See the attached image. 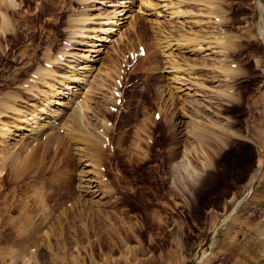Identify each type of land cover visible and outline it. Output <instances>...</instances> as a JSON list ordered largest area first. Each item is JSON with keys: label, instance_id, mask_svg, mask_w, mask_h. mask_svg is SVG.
Segmentation results:
<instances>
[{"label": "rangeland", "instance_id": "obj_1", "mask_svg": "<svg viewBox=\"0 0 264 264\" xmlns=\"http://www.w3.org/2000/svg\"><path fill=\"white\" fill-rule=\"evenodd\" d=\"M16 1L0 8L16 27L0 37V264H24L33 250L34 264H264L258 0H221L218 22L202 0ZM75 13L86 15L84 26L71 21ZM220 32L235 37L226 53ZM139 43L148 53L127 70L125 99L110 108L122 60ZM64 48L76 68L54 59ZM223 64L237 74L229 78ZM81 104L79 127L72 118ZM49 114L58 118L48 123ZM194 119L201 144L190 134ZM104 120L100 153L84 133L100 135ZM186 147L197 181L176 170Z\"/></svg>", "mask_w": 264, "mask_h": 264}, {"label": "bare ground", "instance_id": "obj_2", "mask_svg": "<svg viewBox=\"0 0 264 264\" xmlns=\"http://www.w3.org/2000/svg\"><path fill=\"white\" fill-rule=\"evenodd\" d=\"M82 1H87V0H82ZM203 1H205V3L204 4H206V6L209 8V10H208V14H210V15H212V13L214 14H216V18H217V22L218 21H221V20H224V16H222L223 14H222V8H221V4H222V1L221 0H202V2ZM110 2L112 3H114L113 5H118L117 3H116V1L115 0H110ZM258 5H259V7H260V10H261V15H262V18H260V22H259V34H261L263 37H264V4H263V2L261 1V0H258ZM87 3V2H86ZM0 4H1V6H0V8L3 6V5H8V4H11V5H16V4H19V2H17L16 0H0ZM18 6V5H17ZM10 8H13V7H10ZM19 8V7H18ZM215 8V9H214ZM178 9V8H177ZM124 10V9H123ZM0 11H2V26L0 27V37H1V33L3 34V33H5L6 35H7V31L8 30H10L9 28H10V25L12 24V25H14V27L13 28H16L15 27V23H13V22H11L9 19V14H7L6 12H4L3 11V9H1ZM17 11V8L15 7L14 8V12H16ZM123 12V11H122ZM181 12V11H180ZM188 12V11H187ZM177 13V12H176ZM76 15H74V16H71V21H76V22H74V23H77V22H79V24H81L82 23V26H84V23H85V18H83L84 16H86V15H84L83 13L82 14H80V13H75ZM207 14V15H208ZM214 14V15H215ZM8 15V16H7ZM73 15V14H72ZM114 15V14H113ZM87 16H88V14H87ZM116 16V15H115ZM106 17V16H105ZM114 17V16H113ZM112 16H107V22H110V23H113L114 21L113 20H111L112 18H113ZM117 17V16H116ZM120 17H118L116 20H118V21H120V19H119ZM12 20V19H11ZM81 22V23H80ZM121 22V21H120ZM116 23V22H115ZM78 24V23H77ZM78 24V25H79ZM116 26L118 25V24H115ZM79 26H81V25H79ZM173 26V25H172ZM73 27V26H72ZM111 28V30L113 29V26L112 27H110ZM109 28V29H110ZM105 30H107V28H104ZM16 30V29H15ZM73 30V29H72ZM78 30V29H77ZM79 30H81V29H79ZM84 30V29H83ZM181 30V29H180ZM75 32V31H74ZM80 32V31H79ZM219 32V31H218ZM12 33H15V32H13L12 31ZM225 34H224V36H222L223 35V33L221 34V32L220 33H217V34H215V39H217V43H219L220 42V44H221V47L222 48H224L223 50H224V52L223 53H226L228 50H229V46L231 47V44L233 43V41L235 40L234 38L235 37H232L233 39H230V37L228 38L227 36V34H226V32H224ZM220 34V35H219ZM231 34V33H230ZM73 35H74V33H73ZM4 36V35H3ZM237 36V35H236ZM197 37H198V35H197ZM188 39V41H187V43L188 44H191L190 42L192 41V42H195L196 44H198L199 43V45H200V42H199V39L197 40V39H193V38H187ZM237 39V38H236ZM262 39H264V38H262ZM184 40V39H183ZM216 42V41H215ZM236 42V41H235ZM68 44V43H67ZM206 44V43H205ZM69 45V44H68ZM69 46H71V45H69ZM69 46H67L68 48H69ZM198 46V45H197ZM220 46V45H219ZM67 48V49H68ZM199 48V47H198ZM201 48V47H200ZM222 50V51H223ZM221 51V52H222ZM68 52V51H67ZM66 52V48H64V49H62V51L60 52V53H62L61 55H57V57L56 58H54V59H56L57 60V63L58 62H61V63H63V61L66 63V61H67V64H69V67L70 68H76L75 67V65L74 64H72L71 63V61H69L67 58H64L65 56H64V54L65 53H67ZM73 54V53H72ZM224 55V54H223ZM53 56V55H52ZM67 56H69V54L67 55ZM225 56V55H224ZM62 58V60H60ZM53 59V60H54ZM49 60H51V58H49ZM53 60H51V62L52 63H54V64H56V62H53ZM220 60V59H219ZM222 62V61H221ZM223 63V62H222ZM118 64V63H117ZM173 65H175L176 67L177 66H181L182 64H180V62L178 61V60H175L174 59V61H173ZM223 65H225V64H223ZM222 65H220V66H218V67H220V69H221V71L225 74V75H227L229 78L230 77H233L235 74H237V69H234V68H231V69H229L228 67H230L231 66V64L230 65H228V66H226L225 65V67L224 66H222ZM48 67V66H47ZM68 67V68H69ZM194 67V66H193ZM224 67V68H223ZM232 67V66H231ZM45 69H47V73H51V72H53L52 74H56V72L53 70V68L52 69H49V68H46V67H44ZM69 68V69H70ZM113 68V67H112ZM77 69H79V68H77ZM77 69H73V71H71V72H73L72 73V75L71 76H74L73 74H76L77 73ZM39 71H38V73L40 74V76H39V78L42 76V75H44V73H45V71H44V69L42 68L41 70L40 69H38ZM67 70V69H66ZM77 70V71H76ZM113 71H114V68L112 69ZM194 70H195V68H194ZM50 71V72H49ZM75 71V72H74ZM110 71V70H109ZM113 71H111V72H113ZM47 73H45V75H44V77L46 78V75H47ZM105 73H107L106 75L107 76H111V74L112 73H110V72H105ZM116 73V72H115ZM70 75V74H69ZM50 76V75H49ZM63 76V75H62ZM48 77V76H47ZM68 78H70V76H64V79L67 81V79ZM110 78V77H109ZM44 79V78H43ZM77 79V78H76ZM64 80V81H65ZM58 81H60V80H58ZM33 83V82H32ZM60 83V82H59ZM58 83V84H59ZM62 84H66L65 82H61ZM104 84H105V82H103ZM107 84V83H106ZM32 85V84H31ZM35 85V84H34ZM67 85H68V87L70 86L71 87V84H69L68 82H67ZM48 86H50L51 87V90L52 91H57V89L56 88H58V87H60V86H58V87H56V84H54V83H48ZM99 86V85H98ZM101 86H104V85H101ZM29 86L27 85V87L26 88H28ZM33 87V86H32ZM33 88H35V87H33ZM32 88V89H33ZM102 88V87H101ZM231 88V87H230ZM29 89H31V87L29 88ZM100 89V88H99ZM228 90H229V88H227ZM71 90V89H70ZM226 90V89H225ZM88 92V91H87ZM226 91H224V90H222V91H219V93H225ZM87 94V93H86ZM215 94V93H214ZM224 95H226V96H230L231 97V95H230V93H229V91H228V93L226 92ZM85 96V95H84ZM89 96V95H88ZM45 100V99H44ZM84 100H86V98L84 99ZM1 101H2V99H1ZM59 102V101H58ZM84 102H86V101H84ZM83 102V103H84ZM8 103V102H7ZM7 103H5V102H3L2 104H4L3 106H5L6 108H5V110L6 109H8L9 108V106L8 105H10V104H7ZM10 103V102H9ZM80 103V102H79ZM79 103H77V104H79ZM45 103L44 102H42V104L40 105V106H43ZM46 105V104H45ZM86 105L85 104H81L79 107H78V105H76L75 106V108H74V111H73V120L72 121H74L73 123H77V125H78V123L80 124L81 123V118H82V110H86L85 108L87 107H85ZM11 108H12V106H10ZM78 107V108H77ZM81 107H82V110H81ZM16 108V107H15ZM111 108V107H110ZM88 109V108H87ZM12 110V109H11ZM35 111H37L38 109H37V107H35V109H34ZM20 112V111H19ZM38 112V111H37ZM0 113H1V111H0ZM21 113V112H20ZM84 113V112H83ZM2 114V113H1ZM0 114V115H1ZM33 115V114H32ZM71 115V114H70ZM49 116V121H48V123H52V122H54L53 121V116H51L50 114L48 115ZM29 118V117H28ZM67 119H69V118H67ZM20 120V119H19ZM197 120V119H196ZM195 119L194 120H192V124H193V130H191V132H190V134L192 135V137L193 138H197L198 140H199V142L198 143H200L201 144V140L202 139H204V134L203 135H199V131L197 132L196 130L198 129L199 130V128L200 129H202V131H204V128H202V127H199L200 126V124H201V121H196ZM36 122V121H35ZM1 123H3L2 121H1ZM69 124H70V120L69 121H66V123H65V125L66 126H69ZM103 124H104V127H105V130H107L108 131V128L110 127L109 125H110V123H108V121L107 120H104L103 121ZM50 125V124H49ZM72 125V124H71ZM215 125V124H214ZM213 125V126H214ZM219 125V124H218ZM47 125L45 124V123H43V125L42 126H40V130L41 129H43L44 130V128L46 127ZM75 126V125H74ZM79 127H80V125H78ZM191 126V125H190ZM4 128V127H3ZM84 128H85V126H84ZM192 128V127H191ZM221 128V127H220ZM0 131H2L3 129L0 127ZM82 129V128H81ZM208 129V128H207ZM8 129L6 128V130L4 129V131L6 132ZM31 130H33V131H36L35 130V128L33 127V128H31ZM91 130V129H90ZM206 130V129H205ZM84 131V130H83ZM86 131H87V129H86ZM102 131V133L100 134V135H97V134H95V132L93 131V130H91V131H89V132H86V133H84V140L86 141V143L88 144V145H90V146H92V147H98V149H99V151H100V153H101V151H103V149L105 148V146H104V144H106V142H107V139H108V136H107V131H105L104 132V130H101ZM32 132V131H31ZM212 132V131H211ZM214 132V131H213ZM212 132V134L214 135V133ZM1 133V132H0ZM36 133V132H35ZM206 133V132H205ZM210 133V132H209ZM6 134V133H5ZM80 134V133H79ZM83 135V134H82ZM211 135V134H210ZM223 136V135H222ZM216 137V136H215ZM83 138V137H82ZM81 138V139H82ZM80 139V140H81ZM196 139V140H197ZM197 140V141H198ZM219 140V139H218ZM220 140H223V138L222 139H220ZM225 140V139H224ZM224 140H223V142H224ZM226 143V142H225ZM194 144H196V143H194ZM196 147V146H195ZM192 148V147H191ZM197 148V147H196ZM93 149V148H92ZM192 149H194V148H192ZM191 151V149H188L187 147H186V149H184V152H183V157H182V159L177 163V166H176V170H177V173L183 178V179H185L186 178V176L189 178V176H190V178H192L193 180H195V181H197L199 178H201V175L199 174L200 173V171H197V169L196 168H194L192 165H191V163L192 162H190L189 163V159H190V157H189V159L187 158V160H186V157L188 156V154H189V152ZM92 151V150H91ZM95 151V150H94ZM204 151V150H203ZM30 153H32V152H30ZM191 154V153H190ZM206 155V154H205ZM30 158H32V155H28L27 154V158H25V160L24 161H29V159ZM203 159V158H202ZM208 159H203L202 161L204 162V164H203V166L205 167V166H207V167H209L208 165H211L210 163H209V161H207ZM186 161V162H185ZM263 162L264 161H260L259 162V164H258V169L260 170L261 168H262V166H263ZM93 164V163H92ZM23 168V167H22ZM19 169V168H18ZM258 170V171H259ZM256 175H254L253 176V178H252V181H250V183H249V189H248V192H247V195H250V193L252 192V190H253V188H252V185H253V181L257 178V177H255ZM189 178V179H190ZM241 202V201H240ZM239 202V203H240ZM238 203V204H239ZM239 206V205H238ZM237 206V207H238ZM236 209V208H235ZM231 214H229V216H230ZM228 216V217H229ZM228 217H226V218H228ZM227 221V220H226ZM264 227L262 226V229H263ZM260 229V228H259ZM262 229H260V230H262ZM51 234V233H50ZM262 235L261 236H263L264 235V230H262V233H261ZM48 236H49V233H48ZM36 250H37V248H36ZM40 250V249H39ZM30 253H32V255H31V258L32 259H28V261L26 262V263H24V264H34V261L37 259L36 258V255H37V252H34V250L32 251V252H30ZM35 259V260H34Z\"/></svg>", "mask_w": 264, "mask_h": 264}]
</instances>
